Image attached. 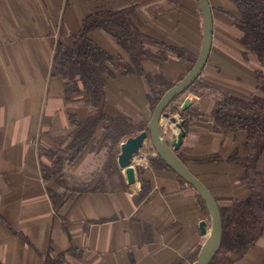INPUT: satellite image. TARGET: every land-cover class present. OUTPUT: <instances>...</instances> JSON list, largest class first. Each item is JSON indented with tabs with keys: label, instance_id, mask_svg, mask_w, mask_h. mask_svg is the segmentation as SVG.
<instances>
[{
	"label": "crops",
	"instance_id": "obj_1",
	"mask_svg": "<svg viewBox=\"0 0 264 264\" xmlns=\"http://www.w3.org/2000/svg\"><path fill=\"white\" fill-rule=\"evenodd\" d=\"M208 1L211 47L197 79L245 99L263 95L264 67L252 54L242 56L235 5L230 0ZM130 5L136 6V24L146 46L185 47L198 54L203 25L197 0H0V264H45L47 253L62 252L64 264H193L196 260L211 225L204 200L192 186L181 184L174 170L150 167L149 161L135 168L133 184L125 182L118 167L124 185L112 189L105 181L101 186L105 177L100 167L108 151L95 145L103 135L101 127L61 172L68 187L84 189L69 190L54 205L49 190L61 193L63 187L41 175V162L49 163L44 149H56V137L73 129L69 117L81 120L95 112L80 96L66 99L65 80L51 75L57 41L71 44L70 35L89 14ZM88 35L115 56L104 73V112L147 124L152 114L147 79L120 73L119 66L131 64V59L107 32L94 29ZM140 65L145 73L160 65L176 83L189 71L174 58H145ZM192 89L197 102L191 105L198 107L199 114L184 130L181 109H169L160 119V129L165 127L164 138L171 142L181 123L184 134L176 157L208 188L225 222L233 214L241 218L245 208L236 202L253 194L243 178L246 133L216 127L209 115L213 96L194 83ZM121 140L112 150L115 158L125 138ZM142 146L156 154L148 138ZM139 178L147 180L151 189L146 199L137 202ZM261 199L258 203L264 207ZM241 244L239 236L222 228L221 252ZM263 262L264 216L253 243L231 264Z\"/></svg>",
	"mask_w": 264,
	"mask_h": 264
},
{
	"label": "trees",
	"instance_id": "obj_2",
	"mask_svg": "<svg viewBox=\"0 0 264 264\" xmlns=\"http://www.w3.org/2000/svg\"><path fill=\"white\" fill-rule=\"evenodd\" d=\"M230 1L239 12L235 25L241 32L239 42L243 48L242 56L247 58L248 54H252L264 67V0ZM135 7L130 5L118 9H103L89 14L82 20L77 32L70 35L71 44L65 45L58 40L55 45L51 59V75H60L65 80L63 93L66 99L80 96L85 104L95 107V112L81 120L71 115L69 118L73 129L56 137V149H44V155L49 163L40 164L42 178L44 181L55 179L56 183L63 187L61 193L49 190L54 205L59 204L69 190L74 192L84 189V187L78 188L77 185L68 187L61 179V172L65 163L74 161L92 142L100 127L103 135L95 145L99 144L98 148H108L100 167L105 177L101 180V186L108 181L112 189H120L124 185L112 150L117 148L122 138L135 136L145 131L147 127L145 122H134L128 116L111 117L104 112V73L108 72L107 64L113 63L115 56L95 43L89 37V32L94 29L104 30L129 54L131 64L119 66L120 73H137L145 76L150 88L147 103L152 111L163 93L176 82L163 74L160 65L155 72L145 73L140 65L141 60L151 57L160 60L174 58L190 69L197 57V54L185 47L166 45L165 50H156L146 46L136 24ZM259 74L261 73L256 74L257 77H260ZM194 85L209 91L213 96L214 101L209 115L216 127L242 129L246 133L244 143L246 154L242 160L243 178L248 181L253 194L245 202H236L237 206L245 208V216L240 218L233 214L231 221L227 222L221 218L223 232L239 236L242 244L234 250H228L227 253L221 252L218 247L208 262V264H231L253 243L264 216V207L258 203L259 198L264 199V92L263 95L245 99L217 89L199 79ZM261 88L264 91V74ZM168 105L164 111L167 110ZM171 111H176V108H171ZM198 114L196 105H189L180 110L184 130ZM148 161L150 167L173 170L157 154L149 155ZM176 175L181 184L191 186L178 174ZM139 180L140 189L135 194L137 202L146 199L151 189L147 180L143 178ZM64 262L63 252L56 256L47 253L45 258V264H64Z\"/></svg>",
	"mask_w": 264,
	"mask_h": 264
},
{
	"label": "water",
	"instance_id": "obj_3",
	"mask_svg": "<svg viewBox=\"0 0 264 264\" xmlns=\"http://www.w3.org/2000/svg\"><path fill=\"white\" fill-rule=\"evenodd\" d=\"M197 1L200 7L203 25L202 43L197 57L186 75L163 93L152 111L146 130L135 136L126 138L120 145L116 163L122 171L125 182L127 184H133L136 181V169L131 162L132 157L142 146L144 140L148 138L155 153L198 192L208 208L211 225L208 236L201 245L197 258L193 264H208L210 258L219 247L222 236V220L218 205L208 188L188 170L174 153L179 147L184 134L181 123H178L180 130L171 142L163 137L160 129V119L165 112L164 108L173 98L180 95L197 80L210 51L212 39V15L210 4L208 0ZM192 102H197V98L194 95L185 98L181 109H185L191 105Z\"/></svg>",
	"mask_w": 264,
	"mask_h": 264
},
{
	"label": "built area",
	"instance_id": "obj_4",
	"mask_svg": "<svg viewBox=\"0 0 264 264\" xmlns=\"http://www.w3.org/2000/svg\"><path fill=\"white\" fill-rule=\"evenodd\" d=\"M192 85H190L184 92H182L180 95L176 96L169 102V109H171L172 107H175L176 109L180 110L185 98H188L190 95L196 96L193 93ZM162 134H163V137L167 134L165 127H163ZM142 147L143 146H141L132 157L131 162L134 168L140 167V166H146L148 163V156L150 155V152L143 150Z\"/></svg>",
	"mask_w": 264,
	"mask_h": 264
},
{
	"label": "rangeland",
	"instance_id": "obj_5",
	"mask_svg": "<svg viewBox=\"0 0 264 264\" xmlns=\"http://www.w3.org/2000/svg\"><path fill=\"white\" fill-rule=\"evenodd\" d=\"M263 92H264V91H263ZM170 107H171V106H170ZM172 108H175V107H172ZM168 110H169V105H168V108H167V110H165V111H168ZM170 110H171V109H170ZM170 110H169V111H170ZM125 139H126V138H125ZM121 141H122V140H121ZM124 141H125V140H124ZM169 147L171 148V146H170V145H169ZM145 148L147 149V147H146V146H145ZM99 149H101V148H99ZM142 149H143V150H145V149H144V146L142 147ZM119 150H120V147L118 148V151H117L116 155L118 154Z\"/></svg>",
	"mask_w": 264,
	"mask_h": 264
}]
</instances>
